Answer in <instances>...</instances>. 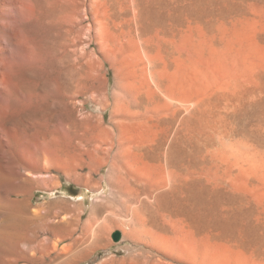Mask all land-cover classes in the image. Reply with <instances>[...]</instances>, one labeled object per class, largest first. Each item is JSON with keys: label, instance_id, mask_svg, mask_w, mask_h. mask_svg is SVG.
<instances>
[{"label": "rangeland", "instance_id": "1", "mask_svg": "<svg viewBox=\"0 0 264 264\" xmlns=\"http://www.w3.org/2000/svg\"><path fill=\"white\" fill-rule=\"evenodd\" d=\"M44 1L18 3L21 22L36 9L24 41L43 37ZM49 6V66L41 56L36 75L49 77L57 145L39 146L31 187L25 172L7 176L0 195L98 242L70 264H264V0ZM40 234L63 258L74 248Z\"/></svg>", "mask_w": 264, "mask_h": 264}, {"label": "bare ground", "instance_id": "2", "mask_svg": "<svg viewBox=\"0 0 264 264\" xmlns=\"http://www.w3.org/2000/svg\"><path fill=\"white\" fill-rule=\"evenodd\" d=\"M20 1L11 0L8 3L6 0H0V193H2V188L6 191L9 190L3 186L7 176L12 178L17 176L23 180V172L27 175L24 180L25 184L21 185V191L31 187L34 171L41 169L33 165V159L36 163L41 162L40 157L37 160L35 158L36 155H39V146H44L47 149L46 145L56 144L52 131L53 110L49 96V77L47 75L41 82L36 75L40 69L38 59L41 56H44L46 60L42 65H46L47 70L49 66L51 41L49 0L44 1L45 33L43 37L41 38L36 31H33L27 41L21 38L20 29L23 26L32 27L35 24L36 9L34 6H30L29 19L26 22H21L17 18ZM41 88L47 91V96L42 99L39 95ZM39 121H42L41 125H39ZM36 148L37 150H35ZM59 157L64 158V154L60 153ZM48 158L50 157L46 154V159ZM37 181L38 184L43 185L49 182L48 180ZM16 184L19 183L15 182ZM10 192L9 194L12 193ZM14 195L17 196V194ZM4 196L0 195V232L2 230L11 231L9 236L13 239L12 242H7L10 238L7 239L5 235L0 234V253H5L13 259L8 257L11 261L4 264H21L22 262L26 264H55L57 260H60L59 264H70L79 259H86L91 253L90 251L97 246L96 240L88 247H83V242L80 243L78 239L73 240L74 231L69 225L66 228L48 224L52 211L41 215H32L27 209L23 211L18 207L17 209L15 201ZM75 198H83L85 202L92 200L89 194L87 196L80 194ZM40 231H48L55 236L65 233L70 240L74 241V245L71 247L74 246V248L66 258H63L64 255L58 250H54L50 245V238H43Z\"/></svg>", "mask_w": 264, "mask_h": 264}, {"label": "water", "instance_id": "3", "mask_svg": "<svg viewBox=\"0 0 264 264\" xmlns=\"http://www.w3.org/2000/svg\"><path fill=\"white\" fill-rule=\"evenodd\" d=\"M122 237H123V235L120 231H116L112 235V239L115 243H119L122 240Z\"/></svg>", "mask_w": 264, "mask_h": 264}]
</instances>
